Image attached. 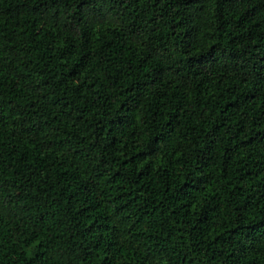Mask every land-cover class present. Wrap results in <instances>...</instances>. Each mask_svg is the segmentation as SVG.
<instances>
[{"label": "trees", "instance_id": "trees-1", "mask_svg": "<svg viewBox=\"0 0 264 264\" xmlns=\"http://www.w3.org/2000/svg\"><path fill=\"white\" fill-rule=\"evenodd\" d=\"M0 264H264V0H0Z\"/></svg>", "mask_w": 264, "mask_h": 264}]
</instances>
